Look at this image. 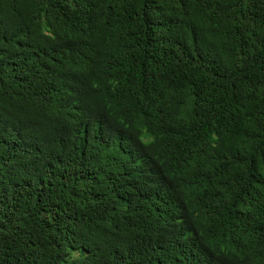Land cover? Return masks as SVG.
Returning a JSON list of instances; mask_svg holds the SVG:
<instances>
[{"label":"trees","instance_id":"1","mask_svg":"<svg viewBox=\"0 0 264 264\" xmlns=\"http://www.w3.org/2000/svg\"><path fill=\"white\" fill-rule=\"evenodd\" d=\"M0 264H264V0H0Z\"/></svg>","mask_w":264,"mask_h":264}]
</instances>
